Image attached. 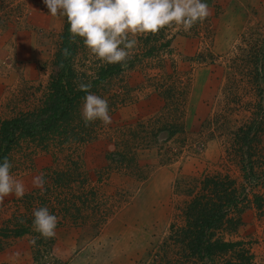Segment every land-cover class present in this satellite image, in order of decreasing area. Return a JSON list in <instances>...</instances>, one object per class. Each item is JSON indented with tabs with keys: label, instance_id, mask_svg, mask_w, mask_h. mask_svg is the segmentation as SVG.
Masks as SVG:
<instances>
[{
	"label": "rangeland",
	"instance_id": "374dc122",
	"mask_svg": "<svg viewBox=\"0 0 264 264\" xmlns=\"http://www.w3.org/2000/svg\"><path fill=\"white\" fill-rule=\"evenodd\" d=\"M202 2L210 9L206 19L187 32L137 36L127 67L98 84L95 95L108 101L111 124H86L82 101L67 142L20 139L13 146L11 174L26 192L0 203V264H199L177 237L188 226L186 205L207 178L237 190L226 217L231 224L214 236L239 243L249 264H264L254 261L264 250V4ZM65 19L53 17L43 0H0V123L41 105ZM108 65L78 37L76 84ZM172 130L178 133L168 137ZM129 154L134 168L110 163ZM247 163L250 184L242 179ZM41 172L43 194L32 186ZM41 207L58 218L51 239L33 229ZM91 220L94 228L83 229ZM61 228L69 243L57 234Z\"/></svg>",
	"mask_w": 264,
	"mask_h": 264
},
{
	"label": "trees",
	"instance_id": "16d2710c",
	"mask_svg": "<svg viewBox=\"0 0 264 264\" xmlns=\"http://www.w3.org/2000/svg\"><path fill=\"white\" fill-rule=\"evenodd\" d=\"M77 39L78 37L76 42ZM76 42H71L69 24L65 19L58 49L53 59L55 72L46 87L41 105L0 123V163L5 157L8 158L13 146L20 139L35 140L37 143L55 139L60 143H65L73 137V133H76L73 132L74 127L71 125L78 119L79 104L88 94L78 90V84L73 81L72 61ZM64 48H68L71 53L67 58L62 56ZM123 68L121 64L100 68L97 77L89 81L92 84L90 92L95 94L99 85L118 75ZM80 130L84 133L83 125ZM176 133H178L176 130L168 131V137ZM134 137L135 133L132 132L131 138ZM137 142L136 138L135 146ZM129 155L127 159L122 156H118V160L110 159V163L117 162L124 169H129L133 164L134 168V154ZM241 172L242 179L250 184L254 179L250 164L247 163L246 167H242ZM232 184L225 179L207 178L201 183L203 193L186 205L184 216L185 219L187 218L188 226L181 230L182 238L177 237V241L185 248L187 255L196 259L199 264H249L250 257L244 255L239 243L223 242L214 236V232L221 229L223 224L228 227L231 224V219L226 218L227 212L237 203L235 197L237 190ZM77 201L80 202V200ZM75 216L76 218L79 216L78 210H75ZM17 233L20 234L21 230L14 231V234ZM227 255L229 258H226Z\"/></svg>",
	"mask_w": 264,
	"mask_h": 264
},
{
	"label": "clouds",
	"instance_id": "9594fccd",
	"mask_svg": "<svg viewBox=\"0 0 264 264\" xmlns=\"http://www.w3.org/2000/svg\"><path fill=\"white\" fill-rule=\"evenodd\" d=\"M48 12L53 16L66 17L71 34V42L82 38L84 46L98 60L107 64H121L134 54L139 35L156 34L162 29L189 31L198 21L210 15L207 3L202 0H43ZM131 37V38H130ZM68 48L62 56L69 57ZM92 84L80 82L78 90L88 93L83 98L81 116L84 122L101 121L104 126L112 123L108 101L90 92ZM12 164L5 157L0 163V203L14 194L22 198L25 184L11 174ZM45 174L41 172L32 179V186L43 194ZM33 229L44 239L56 235L58 218L50 214L47 207L33 212ZM35 244V238L30 241ZM19 253L11 259L17 260Z\"/></svg>",
	"mask_w": 264,
	"mask_h": 264
},
{
	"label": "crops",
	"instance_id": "0c3cea01",
	"mask_svg": "<svg viewBox=\"0 0 264 264\" xmlns=\"http://www.w3.org/2000/svg\"><path fill=\"white\" fill-rule=\"evenodd\" d=\"M261 4H264V0H261ZM133 179V178H132ZM129 181H131L132 182V180L130 179ZM91 214V213H90ZM87 216V215H86ZM100 223H102V222H100ZM76 224H78V223H76ZM96 223H95V221H93V220H91V221H88V222H84L83 223V226H85L86 225V227H84L83 229H88V228H94L93 226L95 225ZM108 224H110V223H107L106 221L104 222V224L101 226V229H100V231L101 230H103ZM116 224V223H115ZM72 226H75V224H73ZM103 228V229H102ZM64 228H61V230H59L58 232H57V234L60 236V235H63L62 236V240L64 239V241H66V242H68L69 243V239H71V238H66L65 237V235L63 234V230ZM118 232L120 231V230H122V224L120 223L119 224V226L117 227V229H116ZM110 233L108 232V231H105V234L103 233V237L104 238H106L108 235H109ZM59 236H58V238H59ZM60 239V240H61ZM64 241H62V242H64ZM89 242V241H88ZM87 247V246H86ZM103 250L104 251H106V252H111V244H105L104 245V247H103ZM258 261V260H261V263H264V250H260V251H256L255 252V258H254V261ZM26 262H27V260H26Z\"/></svg>",
	"mask_w": 264,
	"mask_h": 264
}]
</instances>
